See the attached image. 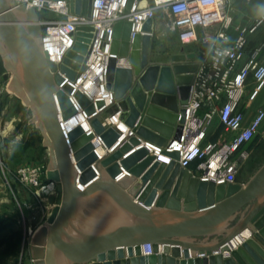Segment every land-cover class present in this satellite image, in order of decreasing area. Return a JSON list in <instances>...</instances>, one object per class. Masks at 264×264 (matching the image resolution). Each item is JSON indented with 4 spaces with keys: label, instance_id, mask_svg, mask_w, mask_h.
Returning <instances> with one entry per match:
<instances>
[{
    "label": "water",
    "instance_id": "water-1",
    "mask_svg": "<svg viewBox=\"0 0 264 264\" xmlns=\"http://www.w3.org/2000/svg\"><path fill=\"white\" fill-rule=\"evenodd\" d=\"M52 1L88 18L93 0ZM140 1L127 0L125 12ZM40 19L34 8L0 0L7 89L31 109L49 152L47 179L56 185L54 206L30 240L33 264H264V163L245 185L216 184L181 168L178 152L164 151L176 161L166 165L146 147L179 139L195 55L181 49L168 62H152L154 20L133 36L129 21L114 24L107 89L115 103L103 115L120 111L129 132L105 127L92 116L94 104L74 93L94 134L112 149L98 159L93 133L80 124L65 136L59 121L77 114L68 97L73 88L64 82L84 72L92 27H76L72 48L56 65L41 50Z\"/></svg>",
    "mask_w": 264,
    "mask_h": 264
},
{
    "label": "built area",
    "instance_id": "built-area-1",
    "mask_svg": "<svg viewBox=\"0 0 264 264\" xmlns=\"http://www.w3.org/2000/svg\"><path fill=\"white\" fill-rule=\"evenodd\" d=\"M13 1L15 6L34 8L40 16L45 12L58 15L57 19H40L41 50L48 60L56 65L62 63L66 53L72 48L76 27H92L84 72L74 81L66 79L64 82L73 88L68 97L77 114H83L86 126L82 127L87 135L94 132L87 121L88 117L74 99L76 90H80L94 104L95 112L92 116L98 115L105 127L112 125L122 130L120 111L111 116L103 115V112L115 103L112 91L107 89V65L109 58L113 57L110 50L114 24L118 21H129L133 36L135 33H141L142 25L147 19L155 20L158 9H164L172 19L170 29L177 33L182 44L199 40L208 46V52L198 61V69L190 84L188 103L183 106L185 121L179 139L168 141L164 147L149 143L146 147L159 163L168 165L175 161L164 154V151L178 152L177 163L180 167L189 171L195 164L200 172L199 179L216 184L236 183L239 167L249 157L247 146L264 121V110L260 108L247 122L241 110L248 86H252L247 96L249 101L256 99L264 87V60L259 58L262 47H257L249 57L244 58L248 36L255 31L261 20L252 27L236 28V34L232 38L230 30L233 23V0H165L163 3L155 1L153 6L134 3L128 13L125 12L127 0H93L88 18L69 14L65 1ZM64 83L59 85L58 89H62ZM87 84L93 88L92 91L86 88ZM99 101L102 106L97 108L96 103ZM214 116H217L228 134L227 140L221 143L206 139L208 123ZM112 119H115V122H112ZM59 121L66 136L69 132L64 129L67 121L63 122L61 118ZM126 132L128 133L129 129ZM91 142L98 159L112 151L106 148L100 136L96 134ZM121 177L123 174L115 180ZM51 185L55 187V183L52 182ZM250 237L251 233L243 242ZM228 255V252L223 253L224 257Z\"/></svg>",
    "mask_w": 264,
    "mask_h": 264
},
{
    "label": "rangeland",
    "instance_id": "rangeland-1",
    "mask_svg": "<svg viewBox=\"0 0 264 264\" xmlns=\"http://www.w3.org/2000/svg\"><path fill=\"white\" fill-rule=\"evenodd\" d=\"M45 13L52 19L59 18L53 12ZM155 17L161 24L160 38L185 48L176 39L177 33L170 29L169 14L158 9ZM10 77L11 72L5 70L0 58V264H33L30 240L45 224L56 194L47 179L48 149L43 146L31 109L8 91ZM257 101L258 108L264 110V95ZM227 138L224 127L214 116L208 123L206 139L221 143ZM247 149L249 157L240 165L236 181H248L264 162V121Z\"/></svg>",
    "mask_w": 264,
    "mask_h": 264
},
{
    "label": "crops",
    "instance_id": "crops-1",
    "mask_svg": "<svg viewBox=\"0 0 264 264\" xmlns=\"http://www.w3.org/2000/svg\"><path fill=\"white\" fill-rule=\"evenodd\" d=\"M155 1H158L160 3H163L165 0H141L140 4L143 3L145 5L153 6ZM232 28L230 30V34L232 38L235 36L236 28L240 27H252L255 25L259 20L261 22L256 26L255 31L248 36V41L246 44V47L244 49V58H247L250 56L253 50H255L257 47L261 46V52L259 55L260 60H264V0H233L232 2ZM41 19H52L49 15L46 13H43L41 15ZM155 25V32L153 35V43H152V51H151V61L152 62H168L169 57L173 54L179 53L181 49L184 50V53H193L195 55V61H199L208 52V46L202 44L199 40L197 41H190L186 44H183L184 47H179L178 44H168L166 40L163 38H160V27L161 24L155 17L154 20ZM200 28H198V33L200 34ZM176 39H178L176 35ZM181 44V42H179ZM196 47V50H189L186 49V47ZM163 50V51H162ZM163 52V53H162ZM252 89V86H248L246 91V97L241 103V110L244 114L245 122L249 121L252 116L254 115L255 111L260 107L259 101H257L260 97V95H264V87L259 92L256 99L253 101H249L247 99V96ZM171 141V140H169ZM264 162H262L261 165L255 170L256 171L263 165ZM189 171L192 175L199 177L200 172L196 169V165L193 164ZM253 174V175H254ZM252 175V176H253ZM249 181V180H248ZM248 181L242 182V181H236V183L240 185H245Z\"/></svg>",
    "mask_w": 264,
    "mask_h": 264
},
{
    "label": "bare ground",
    "instance_id": "bare-ground-1",
    "mask_svg": "<svg viewBox=\"0 0 264 264\" xmlns=\"http://www.w3.org/2000/svg\"><path fill=\"white\" fill-rule=\"evenodd\" d=\"M141 6H144L145 4H143V3H141L140 4ZM119 65H121V66H126V61L125 60H120L119 61ZM86 88L88 89V90H90V91H92L93 90V88L91 87V86H89L88 84L86 85ZM112 122H115V119H112L111 120ZM84 125V126H86V121H85V119H84V116H83V114L80 112V113H78L74 118H72L71 120H69V121H67L66 122V124L64 125V129H65V131L67 132V131H70L71 129H73L75 126H77V125ZM121 129H122V131H124V132H126L127 131V128L123 125V124H121ZM124 129V130H123ZM99 152H100V154H102V151H101V149H99ZM70 158H71V160L73 161V158H72V156H70ZM56 187V186H55ZM80 189H83V187L80 185V186H78Z\"/></svg>",
    "mask_w": 264,
    "mask_h": 264
},
{
    "label": "trees",
    "instance_id": "trees-1",
    "mask_svg": "<svg viewBox=\"0 0 264 264\" xmlns=\"http://www.w3.org/2000/svg\"><path fill=\"white\" fill-rule=\"evenodd\" d=\"M11 248H15V245H12V247Z\"/></svg>",
    "mask_w": 264,
    "mask_h": 264
}]
</instances>
